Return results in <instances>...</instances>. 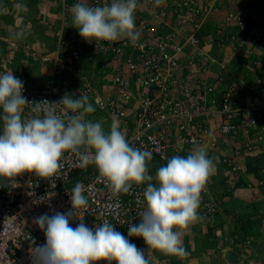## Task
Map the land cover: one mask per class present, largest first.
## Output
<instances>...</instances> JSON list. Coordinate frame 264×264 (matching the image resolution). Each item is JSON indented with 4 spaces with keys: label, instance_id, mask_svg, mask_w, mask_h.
<instances>
[{
    "label": "built area",
    "instance_id": "built-area-1",
    "mask_svg": "<svg viewBox=\"0 0 264 264\" xmlns=\"http://www.w3.org/2000/svg\"><path fill=\"white\" fill-rule=\"evenodd\" d=\"M141 1L154 11L151 16L135 18L140 33L135 44L128 39L90 44L80 36L71 37L65 48L58 44L46 76L41 80H22L23 96L29 103H38L59 102L65 94L74 99L87 95L105 120L118 121L131 146L152 153L151 160L166 165L172 156H187L194 147H201L225 168L224 175L230 181L236 184L241 180L249 187L260 188L262 181L255 177L257 171L247 172L246 165L251 159L260 160L264 154V127L260 125L264 103L242 95L238 83L232 82L223 66L218 67L220 76L206 72L208 55L214 50L218 54L229 52L224 51L227 46L221 38L214 43L211 34L205 36L204 29H213L205 15L193 7L192 14L187 12L176 18L167 14L169 10L163 3L157 6L153 0ZM185 1L184 6L196 4V0ZM109 2L87 0L92 6ZM235 19L246 39L231 34L228 47L236 49L234 40L239 49L248 44L262 47L257 36L246 34L244 20ZM84 50L109 59L110 65L108 62L105 65L109 70L104 71L100 83L84 75L73 83L57 70L69 68ZM55 107L58 115L70 114L63 105ZM32 108L25 106L22 119L36 115ZM60 164L50 178L25 174L17 177L13 186L0 181V264H31V249L46 243L44 232L33 219L67 212L71 208L69 195L77 183L81 184L88 204L76 211L75 218L69 221L71 227L80 223L79 218L89 228L107 220L128 237V225L139 224L140 214L147 207L144 190L149 182L133 183L128 193L113 195L95 166L92 171L88 170L90 165L80 167L75 154L65 152ZM260 170L264 173V169ZM148 174L155 177L149 171ZM150 182L155 183V179ZM212 194L208 187L204 188L198 210L203 217L200 221L209 225L221 211ZM41 197L45 199L41 201ZM129 239L146 253L150 264H169L154 249H148L142 238Z\"/></svg>",
    "mask_w": 264,
    "mask_h": 264
},
{
    "label": "clouds",
    "instance_id": "clouds-1",
    "mask_svg": "<svg viewBox=\"0 0 264 264\" xmlns=\"http://www.w3.org/2000/svg\"><path fill=\"white\" fill-rule=\"evenodd\" d=\"M155 3L159 6L163 0ZM137 7L138 0H110L96 6L80 0L71 8L72 25L90 44L121 39L135 44L140 36L135 24ZM22 35V32L13 33L12 38L19 39ZM23 88V81L12 72L0 74L3 111L0 181L13 186L17 184L16 178L25 174L50 178L61 167L63 154L71 152L80 167L95 166L113 195L128 193L133 183L149 182L144 190L147 207L140 214L139 224L128 225V237L116 231L107 220L89 228L79 218L75 228L70 226L76 211L88 204L81 184L77 183L69 195L71 208L67 212L43 214L33 219L44 232L46 243L31 249V264H100L101 261L150 264L146 253L131 243L130 237L142 238L148 249L165 255L185 256L183 230L203 219L198 211L201 193L215 171V163L207 151L194 147L186 157L174 155L153 178L147 168L152 153L131 146L118 121L113 120L106 132L101 122L85 119V114L95 112L87 95L74 99L65 94L59 102L29 103L23 96ZM27 105L33 106L36 115L22 119ZM55 105H63L70 114L58 115ZM153 179L155 183L150 182Z\"/></svg>",
    "mask_w": 264,
    "mask_h": 264
},
{
    "label": "rangeland",
    "instance_id": "rangeland-1",
    "mask_svg": "<svg viewBox=\"0 0 264 264\" xmlns=\"http://www.w3.org/2000/svg\"><path fill=\"white\" fill-rule=\"evenodd\" d=\"M184 1L163 0V6L169 10L167 14L176 18L191 13L190 9L194 7V11L205 15V20L213 25V29H204L205 36L211 34L214 43L222 39L227 46L224 51L229 52L218 54L214 50L208 55L206 72L220 76L218 67L223 66L232 82L238 83L242 95L250 99L257 97L264 103V19H261L264 17V0H196L192 7L184 6ZM77 2L80 0H0V74L12 72L20 80H41L49 70V60L61 39L60 29L64 25L72 26L68 20H72L71 8ZM146 4L138 0L135 18L152 15L153 8ZM235 18L244 20L246 34L257 36L262 47L248 44L239 49L235 40L236 49L232 51L231 46L228 47L231 34L246 39ZM17 32L23 35L19 39L12 38ZM97 59L100 63L92 65L89 75L100 83L104 71L109 70L105 65L110 62L105 56ZM94 108L95 112L85 114V119L101 122L107 132L111 123ZM260 125L264 127V117ZM214 163L215 171L205 186L221 208L213 224L198 221L183 230L185 256L154 252L169 264H230L225 259L227 251L237 255V264H264V178L257 173L262 181L260 188L249 187L247 182L236 186L225 177V168L216 161ZM161 166L164 165L157 160L147 161L148 171L154 176Z\"/></svg>",
    "mask_w": 264,
    "mask_h": 264
},
{
    "label": "trees",
    "instance_id": "trees-1",
    "mask_svg": "<svg viewBox=\"0 0 264 264\" xmlns=\"http://www.w3.org/2000/svg\"><path fill=\"white\" fill-rule=\"evenodd\" d=\"M68 22L72 23V20H68ZM64 26H65L64 28L60 29L59 34H61V36L59 37V35H58V37L61 39H59V41L57 43V44L61 43L60 47H63V48H65L66 44L69 43V40L71 37L80 36L78 33V30L77 29L75 30L72 27L73 25L71 26L68 24L67 26L66 25H64ZM58 46H56V49L58 48ZM99 57H100V55H96L93 52H89V51L84 50L83 53H81L78 57L73 59V62H71L69 68L61 67V68H58L57 70H61L60 73H62V76L66 77V79H69L73 83H76L79 80V76H81V75L92 77L93 81H95L94 77L90 76L89 74L92 71L91 70L92 65H94L95 63L96 64L100 63V61L97 59ZM263 117H264V113H263ZM251 160H252V162H248L246 165V171L247 172H253V173H255L257 171V173H259V174L261 173L262 178H264V173L260 170V169H264V154L260 158V160H256V159H251ZM257 173L255 174V177L257 179H259V177L257 176ZM241 182L242 181L240 180L238 183H236V186L238 184L242 185ZM216 189H218V187H216ZM157 255H158V253H157ZM158 257H159V255H158Z\"/></svg>",
    "mask_w": 264,
    "mask_h": 264
},
{
    "label": "water",
    "instance_id": "water-1",
    "mask_svg": "<svg viewBox=\"0 0 264 264\" xmlns=\"http://www.w3.org/2000/svg\"><path fill=\"white\" fill-rule=\"evenodd\" d=\"M94 169V165H90L88 170L92 171ZM225 259L227 260V262H229L230 264H237L238 262V258L237 255L234 254L231 251H227L225 252Z\"/></svg>",
    "mask_w": 264,
    "mask_h": 264
},
{
    "label": "crops",
    "instance_id": "crops-1",
    "mask_svg": "<svg viewBox=\"0 0 264 264\" xmlns=\"http://www.w3.org/2000/svg\"><path fill=\"white\" fill-rule=\"evenodd\" d=\"M47 73V72H46ZM46 73H44L43 75L46 76Z\"/></svg>",
    "mask_w": 264,
    "mask_h": 264
}]
</instances>
